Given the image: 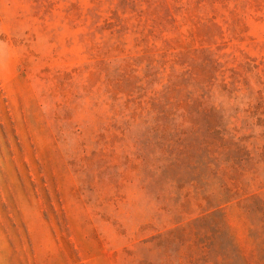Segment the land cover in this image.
Here are the masks:
<instances>
[{"label":"rangeland","instance_id":"obj_1","mask_svg":"<svg viewBox=\"0 0 264 264\" xmlns=\"http://www.w3.org/2000/svg\"><path fill=\"white\" fill-rule=\"evenodd\" d=\"M0 264H264V0H0Z\"/></svg>","mask_w":264,"mask_h":264}]
</instances>
